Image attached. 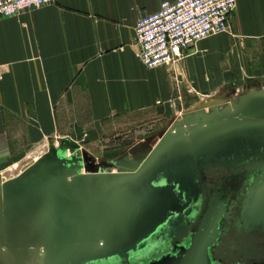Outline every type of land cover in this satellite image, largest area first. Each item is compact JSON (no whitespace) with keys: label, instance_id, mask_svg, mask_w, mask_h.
I'll return each mask as SVG.
<instances>
[{"label":"crops","instance_id":"crops-1","mask_svg":"<svg viewBox=\"0 0 264 264\" xmlns=\"http://www.w3.org/2000/svg\"><path fill=\"white\" fill-rule=\"evenodd\" d=\"M163 0H53L0 15V166L49 137L111 136L199 94L264 82V0H235L224 31L146 66L134 25ZM141 124V125H140Z\"/></svg>","mask_w":264,"mask_h":264},{"label":"rangeland","instance_id":"rangeland-1","mask_svg":"<svg viewBox=\"0 0 264 264\" xmlns=\"http://www.w3.org/2000/svg\"><path fill=\"white\" fill-rule=\"evenodd\" d=\"M174 79L173 114L155 113L145 117L142 127L138 124L117 135L49 137L0 166V264H88L115 254H120L119 264H133L184 239L182 228L175 231L180 226L168 222L176 204L168 172L188 158L246 156L264 149V82L244 80L199 94L187 89L183 79ZM61 155L79 156L82 172L88 173L72 191L47 183L32 190L13 188L30 170ZM87 161L98 170H86ZM260 177L244 207L252 220H264V173ZM111 185L113 191L144 186L152 198L132 216L121 215L122 190L112 196L115 200L99 198ZM160 228L167 232L159 233L142 255H122L129 245ZM236 247L240 246L222 243L216 259L226 256L228 264H237L231 258L244 249Z\"/></svg>","mask_w":264,"mask_h":264},{"label":"flooded vegetation","instance_id":"flooded-vegetation-1","mask_svg":"<svg viewBox=\"0 0 264 264\" xmlns=\"http://www.w3.org/2000/svg\"><path fill=\"white\" fill-rule=\"evenodd\" d=\"M172 169L167 177L172 185L171 194L176 204L171 208L173 213L169 215L168 222L174 227L180 226L175 231L179 232L182 228L180 231L183 232L184 239L171 241L167 248L162 247L158 255L146 260L136 259L133 264L147 263L164 254L173 253L176 246H187L193 233L201 226H210L209 229L216 232V240L208 247L212 264L229 263L226 256L216 259L219 256L217 249L222 243L244 249L236 259L231 258L237 264H251L248 259L264 262V220H252L244 214L250 190L264 173V149L254 150L246 156L224 154L223 157L205 160L188 158L183 165H176L174 171ZM166 232L164 228H160L129 245L121 253L127 259H134L151 247L159 233ZM245 251H251V255L245 256ZM134 255L136 256L133 257ZM119 256L120 254L108 255L88 264H119ZM242 258L247 260L243 261Z\"/></svg>","mask_w":264,"mask_h":264},{"label":"built area","instance_id":"built-area-1","mask_svg":"<svg viewBox=\"0 0 264 264\" xmlns=\"http://www.w3.org/2000/svg\"><path fill=\"white\" fill-rule=\"evenodd\" d=\"M53 0H0V15L19 14ZM235 0H163L134 25L137 56L148 67L175 64L198 40L224 31Z\"/></svg>","mask_w":264,"mask_h":264},{"label":"water","instance_id":"water-1","mask_svg":"<svg viewBox=\"0 0 264 264\" xmlns=\"http://www.w3.org/2000/svg\"><path fill=\"white\" fill-rule=\"evenodd\" d=\"M80 157L73 155L71 158L56 156L55 158L45 162L36 168L30 170L28 174L19 182L13 184V188H28L35 189L43 183L50 184L54 188H61L66 191H72L75 183L88 173L82 172ZM135 164V163H134ZM133 167L136 168L137 162ZM27 163L22 165L25 168ZM86 170H98L99 166L87 161L83 163ZM121 187L120 190L123 199H119L120 214L132 216L136 209L141 205L149 202L152 198L149 191L143 186H139L134 190H125ZM116 188L110 186L109 189H103L99 198L115 200L112 196L119 194L120 190L113 191ZM140 189V190H139ZM122 211V212H121ZM207 227H199L193 233L191 240L187 246H176L173 253L164 254L158 258L152 259L143 264H212L208 255V247L216 240V232ZM11 244V243H9Z\"/></svg>","mask_w":264,"mask_h":264},{"label":"bare ground","instance_id":"bare-ground-1","mask_svg":"<svg viewBox=\"0 0 264 264\" xmlns=\"http://www.w3.org/2000/svg\"><path fill=\"white\" fill-rule=\"evenodd\" d=\"M208 255H209V251H208ZM210 257V256H209Z\"/></svg>","mask_w":264,"mask_h":264}]
</instances>
